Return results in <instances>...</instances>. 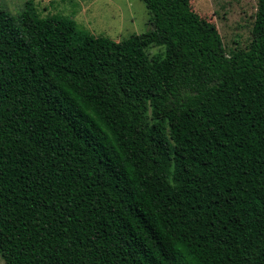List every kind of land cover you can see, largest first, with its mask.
<instances>
[{"label":"trees","instance_id":"1","mask_svg":"<svg viewBox=\"0 0 264 264\" xmlns=\"http://www.w3.org/2000/svg\"><path fill=\"white\" fill-rule=\"evenodd\" d=\"M148 2L167 49L221 68L189 96L135 34L0 9L4 264H264V0L229 50L184 36L189 0Z\"/></svg>","mask_w":264,"mask_h":264},{"label":"rangeland","instance_id":"2","mask_svg":"<svg viewBox=\"0 0 264 264\" xmlns=\"http://www.w3.org/2000/svg\"><path fill=\"white\" fill-rule=\"evenodd\" d=\"M27 1L40 17L61 16L75 21L78 28L94 36L120 41L135 34L145 53L173 96H189L187 85L195 78L219 74L221 68L201 55L172 51L162 44V17L152 21L148 0H0V9L20 14ZM194 22L184 36L208 47H246L258 0H189ZM0 264H4L0 257Z\"/></svg>","mask_w":264,"mask_h":264}]
</instances>
